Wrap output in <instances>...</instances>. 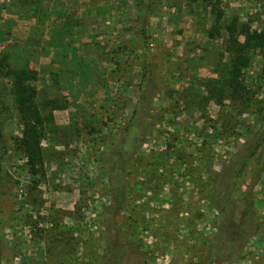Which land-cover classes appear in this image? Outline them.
I'll return each mask as SVG.
<instances>
[{
    "label": "rangeland",
    "instance_id": "rangeland-1",
    "mask_svg": "<svg viewBox=\"0 0 264 264\" xmlns=\"http://www.w3.org/2000/svg\"><path fill=\"white\" fill-rule=\"evenodd\" d=\"M0 66L9 85L32 71L26 121L42 154L33 175L11 98L0 264H264L259 1L0 0ZM133 114L146 137L128 165L127 207L112 217L103 165ZM224 181L255 208L233 244L212 197Z\"/></svg>",
    "mask_w": 264,
    "mask_h": 264
},
{
    "label": "trees",
    "instance_id": "trees-1",
    "mask_svg": "<svg viewBox=\"0 0 264 264\" xmlns=\"http://www.w3.org/2000/svg\"><path fill=\"white\" fill-rule=\"evenodd\" d=\"M139 7H143L146 0H135ZM264 7V0H257ZM146 6V5H145ZM145 30H142L144 32ZM32 71H24L22 74L14 72V79L11 85L4 81V69L0 66V171L1 160L6 153V144L4 142L5 125L11 116L12 102L14 99L16 107L19 109L21 119L23 118L24 128L22 136L17 139L20 149L27 156V164L31 174H38L36 163L42 162L41 147L39 144L38 130L33 123H29L28 116V99L32 95L26 94L29 85L24 81L31 78ZM144 75V74H143ZM26 84V85H25ZM146 84L141 83L143 98L148 92ZM134 113H137V109ZM36 122L38 119L36 118ZM144 121L134 114L128 121L119 125L111 134L112 147L106 153L104 161L105 174V194L110 201V213L112 217H117L124 211L128 204V196L131 192L128 184L133 181L127 175L128 165L137 155L139 145L145 140L146 134ZM264 142L263 136L255 143L254 149L258 150L261 143ZM246 162L243 161L241 167L231 170V177H237L241 174ZM215 182V181H214ZM134 184V183H133ZM236 185L232 182L215 186L212 197L220 201L223 206H219L223 211V225L225 227L220 231V237L224 243L233 244L243 234L247 221L254 216L255 208L253 203L244 204L242 198L234 196ZM250 196L251 193H250ZM132 217V216H131ZM2 240L0 238V262L2 253Z\"/></svg>",
    "mask_w": 264,
    "mask_h": 264
}]
</instances>
